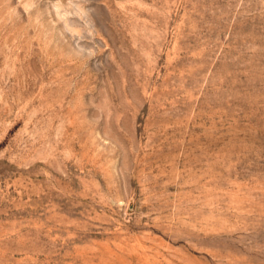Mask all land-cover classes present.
Returning a JSON list of instances; mask_svg holds the SVG:
<instances>
[{
    "label": "rangeland",
    "instance_id": "374dc122",
    "mask_svg": "<svg viewBox=\"0 0 264 264\" xmlns=\"http://www.w3.org/2000/svg\"><path fill=\"white\" fill-rule=\"evenodd\" d=\"M0 264H264V0H0Z\"/></svg>",
    "mask_w": 264,
    "mask_h": 264
}]
</instances>
